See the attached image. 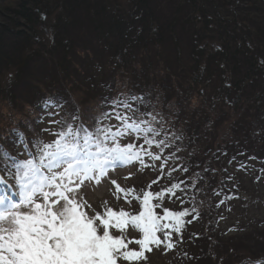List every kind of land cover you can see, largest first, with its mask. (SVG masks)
<instances>
[{"label":"trees","instance_id":"trees-1","mask_svg":"<svg viewBox=\"0 0 264 264\" xmlns=\"http://www.w3.org/2000/svg\"><path fill=\"white\" fill-rule=\"evenodd\" d=\"M117 79L169 110L166 130L180 137L164 153L176 158L150 189L183 181L186 191L166 194L163 207L197 210L198 218H184L187 240L174 234L170 264H264V224L241 251L216 234L220 206L245 188L242 179L264 171V0H0V145L12 156L10 130L30 141L40 117L48 118L45 98L63 111L73 103L69 112L78 110L86 125L76 93L100 105L117 96ZM6 163L14 161L0 160V168ZM155 163L134 164L131 187L149 190L161 176Z\"/></svg>","mask_w":264,"mask_h":264},{"label":"snow or ice","instance_id":"snow-or-ice-1","mask_svg":"<svg viewBox=\"0 0 264 264\" xmlns=\"http://www.w3.org/2000/svg\"><path fill=\"white\" fill-rule=\"evenodd\" d=\"M43 106L49 123L59 126L50 133L55 139L34 136L29 141L19 128L11 129L16 146H22L28 156L24 160L19 159L20 153L12 156L0 145V160L14 161L0 168L12 181L8 185L0 178L4 188L0 191V264H142L154 249H175L174 234L181 236L185 223L191 222L184 218L198 217L196 208L163 207L166 194L171 199L177 190L186 191L181 189L183 181L150 190L165 175L169 156L176 158L175 152L164 155L165 150L180 139L164 128L160 114L154 109L142 111V106L149 107L145 98L126 93L104 97L88 126L78 110L55 119L63 105L54 97L45 98ZM128 138L131 142L121 143ZM156 161H161V176L147 185L149 190L110 181L115 200L123 197L129 208L136 201L138 210H117L107 200L98 210L82 194L88 183L98 186L118 167L156 168ZM178 167L188 171L187 166ZM176 170L173 167L166 175L171 177ZM131 177L129 172L124 179ZM133 232L136 235H130Z\"/></svg>","mask_w":264,"mask_h":264},{"label":"rangeland","instance_id":"rangeland-1","mask_svg":"<svg viewBox=\"0 0 264 264\" xmlns=\"http://www.w3.org/2000/svg\"><path fill=\"white\" fill-rule=\"evenodd\" d=\"M121 2L126 3V0H121ZM126 83H124L122 80H116L114 84L113 92L114 95H120L122 93L129 94V91L126 88ZM80 92V91H78ZM84 96L80 93H76V97L74 98L77 100V103L80 102L78 107L75 109L81 110L83 112V115H87L88 117L93 116L97 113L99 110V105L94 104H86V101H84ZM84 103V104H83ZM149 107L147 109H144L141 107V110H155L156 113L160 114V117L163 118V126L164 128H172L173 123L168 121L166 119L165 112L169 110H163L161 107V104H156L150 100V102H147ZM86 104V105H85ZM72 106L67 107L66 110L63 111L61 109L60 114L61 116L65 115L66 113H69V110L74 107V104H71ZM158 105V106H153ZM160 105V106H159ZM83 108V109H81ZM63 111V112H62ZM72 112V110L70 111ZM86 116V118H87ZM49 117L47 119H43L42 121L39 120L37 124H35L34 130H33V137H40L44 141H51L55 139V136H53L50 133L56 132L59 130L58 125H52L49 123ZM55 119H58V116L55 117ZM159 119V117H158ZM17 122V121H16ZM86 124V126L91 124V121H89ZM112 123H116V121H112ZM48 131H45V130ZM132 138L126 139L127 142H131ZM32 140V137L30 141ZM121 143H124L123 141ZM154 151V150H153ZM20 153L19 159L24 160L27 159L28 156L23 153V147H17L16 153L14 155L17 156V154ZM9 162V161H7ZM135 166H129V167H123V168H116L113 171H110L108 173V177L103 179L102 182L96 186L93 183H88L83 189L82 194L86 196L88 202L93 205V207H97L98 210L100 209V205L103 201L107 200L109 206H113L115 209L118 210L119 207H123L125 210H131L135 211L138 210L139 206L137 205L138 202L133 201V205L131 208L125 203L123 197H121V200L117 202L114 198V195L112 192L115 191L114 186L111 185V180H116L117 183H119L122 187L130 188L132 186V179L137 176L139 172L135 170ZM132 173V177L130 179L125 180L124 177L128 175V173ZM253 175V173H251ZM249 181L250 179L244 178L242 179V182L245 183V188L241 189L240 192H237L235 195H231L233 197L231 201L223 206H220L219 209V218L217 220V232L216 234L218 236L223 235L224 239L226 240V243H229V239H233L235 243H238L241 245V247L236 246L239 251H241L240 248L251 246V243L254 242V239L256 238L257 232L254 231L256 227H261L264 224V171H262V176H259V178ZM12 181L9 180L6 181V184L11 185ZM234 185L238 183L236 180L232 181ZM236 188V187H234ZM111 189V192H110ZM4 190L2 186H0V191ZM170 202V201H169ZM171 204V203H170ZM169 207L168 205H166ZM249 232V233H248ZM242 233V234H241ZM247 234V236H244V234ZM130 235L134 236L136 233H130ZM189 234L184 235L182 238L184 240H187V237ZM216 235V237H217ZM252 240V241H251ZM225 243V244H226ZM236 245V244H235ZM244 249V248H243ZM179 252V251H178ZM148 259L146 262H142V264H170L169 260L172 261V258H169L168 253L164 251L163 248L156 250L154 249L151 253L146 254ZM174 258V257H173ZM178 259V258H177Z\"/></svg>","mask_w":264,"mask_h":264}]
</instances>
